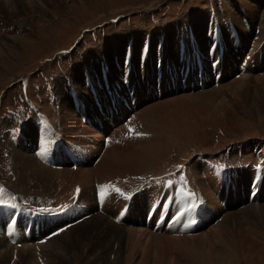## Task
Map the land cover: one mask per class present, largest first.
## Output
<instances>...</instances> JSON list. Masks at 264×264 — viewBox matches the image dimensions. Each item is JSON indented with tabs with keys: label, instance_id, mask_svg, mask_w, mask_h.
I'll return each mask as SVG.
<instances>
[{
	"label": "rangeland",
	"instance_id": "1",
	"mask_svg": "<svg viewBox=\"0 0 264 264\" xmlns=\"http://www.w3.org/2000/svg\"><path fill=\"white\" fill-rule=\"evenodd\" d=\"M60 1L59 3L64 7L62 11H58L57 6L54 7L51 1L47 0L45 1L44 16L40 14L32 16L34 25L40 24L39 30L32 29V27L27 25L26 20H23L22 23L17 22V20L29 17L26 15L27 13L24 15V11H21L20 16H14L13 14L14 17L7 14L1 15L4 18L0 17V38L4 39L6 37L4 41L10 43L12 47L5 53L6 57L3 54L0 58V99L5 106L15 102L21 103L17 97L21 86L19 78L27 76L31 84L30 93L32 96L38 97V93L40 94L43 90L42 98H38L39 102L36 98L31 100L42 108L44 95H46L44 84L49 77L51 82L55 80V86H52V89H48L49 93L46 98L55 94L57 97L55 106H59L60 99L54 89H56V86L61 85L60 79L64 78L66 80L70 77L71 81L68 82L69 86L67 88L72 87L77 96L84 101H81V103L84 104L85 109L82 107V109L77 111L79 112L77 121L81 124V128L78 129L76 126L77 130L75 129L74 131V128H72L70 133L66 129L69 127L68 125L72 126L74 122L72 124L71 122H64L60 117L62 112L57 114V112L45 110V113L52 120H55L54 122L57 123L55 126H58L64 137L67 140H71L76 146L82 145V148H87L94 154L97 152L96 150H100L101 153L103 146L99 142H102V140L104 142L105 137L115 134L119 130L117 128L114 132H110L106 129L105 132L107 133L105 136L100 133L101 131L95 130L94 127L98 129L97 127L100 126L99 122L102 123L103 121L98 118L99 116L104 118L108 116L107 118L113 119L115 110H118L121 115L126 114L127 109L126 107L122 108L124 104L118 97L115 98V109L113 106L111 107L112 109L110 108L106 98L107 91L104 86L107 83L110 84L109 89L116 96L121 94L125 99H128L129 91L125 84L127 81H124L127 75L126 67H124L123 71L126 74H121L119 68L127 60L128 50L132 52L135 49L134 44L135 42L139 43L142 35H145L143 39L148 41V37L150 38L149 32L159 33V36L156 35L157 42L155 37H152L151 45L153 46L149 49V53L155 55L156 47L159 44L162 47L164 43V39L161 37V34H165L161 29L162 24L167 23L171 28L173 24L180 22V38H177L175 33L173 35L174 38L171 37L173 39L170 42V48L172 46L173 50L177 51V60L179 59L182 62L181 64L179 61L168 64L163 62L159 56L155 65L150 62L151 66H149L147 75L150 76L151 82L144 84L140 80L139 82L130 83L129 87V89H135L138 100L142 95L145 96L142 103H136L137 109L136 113H134L136 117L134 121H138L136 128L141 133L140 136L134 132L133 141L129 140L130 143L124 146H110L105 152L101 153V159L98 163L93 165L94 159L91 158L87 164L79 167L76 171L71 170L70 167L64 168V171L46 167L40 164L33 153H31V147L29 145L25 146L24 141L31 142L32 145L37 143V138L33 142L28 138L27 128L32 123L39 124L38 120H30L22 127L18 136L20 143L18 146L11 143V152L7 138L9 137L8 132L3 130L12 125L13 116L15 115L11 116L9 120L8 117L2 118L3 115L0 113V160L5 161L2 149L5 153L9 152L13 172L9 180L6 179V181L9 182L10 188H13L14 191L19 189L18 192L22 194L26 192V195H31V193H28V189L31 188L30 192H40L38 196L58 199L57 196L59 198H67L69 196L64 195L66 194V184V186H71L68 188L69 193L77 184H80L83 188L80 199L84 201L83 203L90 209L89 213H91L95 208V194L93 193L95 191V181L104 182L118 177L139 175L151 177L159 175L163 177L167 172L171 171V169L166 168L170 167L171 164L178 162L181 164L187 163L189 166V178L194 181L196 188L198 187L200 190L203 188L202 190L204 191L199 190L204 195L200 199L206 204L205 211H193V219L196 216L197 218L199 217L196 224L205 219L208 222L212 221L208 224H206L207 222L203 223L201 227H194L196 225L195 221L190 225L185 224L184 228L189 230V233L185 235H173L181 231L184 226V224L181 225L178 222H171L168 226L161 227V232H157L156 228L151 225H145L149 203L147 202L148 192L144 191L135 200L134 207H132L133 210L126 218L129 220L125 221V223L116 224L113 217H115L117 209L107 207V213L104 215H95L93 213L90 219L71 227L66 232L61 233V235L53 237V240H49L54 242L56 238H59L62 239L61 243L64 242L62 245L66 250H62L61 257H58V260L55 259V261L53 259V261L47 262L39 258L40 256L37 253L40 252L39 250H41V253H46L43 247L50 243L48 241L44 245L38 246L37 251L33 246L32 249L29 248L30 253L27 252L26 258L19 261L18 264H24V260L27 261L32 254H35L36 257L38 256L36 258L38 264H83L85 259L89 261L87 264H264V180L262 189L257 194L256 201L253 203L248 202L249 187L252 179L256 176L252 167L256 165V160L263 161L257 156L259 148L255 147L256 145L262 146L264 144V27L260 28L259 26L263 24L260 22L264 18V0ZM28 21L31 22L32 20L28 19ZM247 23L250 24L247 25ZM10 34H12V37ZM220 34L222 39H220ZM138 35H141V38L137 40ZM216 36L218 37L216 38ZM181 38L183 40L180 41V47L183 50L185 45L184 53H180L177 50L179 43H176V40ZM243 44L245 45L244 48ZM119 45L121 47H117ZM145 48L147 47L145 46ZM133 52L132 58L129 55V61L133 59V54L140 57V54H138L139 50ZM228 56L235 58L237 62L235 63L234 61L233 67H230L227 71L221 65V58H228ZM195 59H197L196 62ZM158 61H161L160 66L164 69L162 70L164 72L163 81L158 87L162 88L161 95L155 89L158 86L157 75L160 72L158 70V67H160L158 66ZM189 62H191V66ZM199 62L202 69L199 68ZM103 63H105V67L110 73L105 81L102 78L106 72L102 69L104 67L101 68ZM142 66L144 65L139 67L140 71L143 70ZM87 70L96 73L99 78L98 81L101 82L102 87L105 89L104 97L107 108H105L104 112L100 111L101 113L98 114L94 112L91 115H89V112L85 113L90 117V120L93 118L91 122L94 126L83 123L80 115L81 110H90V108H87L89 105L85 104V100L89 102L94 97L93 92L89 89H87V92L89 91L91 98L80 93L85 88L83 76ZM111 72L115 79L111 78ZM108 78L115 82L109 83ZM117 81H121L124 84V87L120 90L116 89ZM199 82L204 87L198 88ZM35 84L41 86V91H38ZM152 85H154L155 91L152 89ZM56 90L57 92H64L60 86ZM130 92L134 94L133 90ZM98 93L99 91L97 90ZM91 103H94V107L96 106L95 100L91 101ZM130 105L133 107L132 104ZM49 106L52 109V106ZM93 106H91L92 109ZM147 109L149 114L147 113L145 116H150L148 117L150 122L152 118V120L158 119V128L165 129L166 136H159L160 133L155 134L150 132V129H147L148 121L143 118ZM53 114H55V117ZM114 119H117V117ZM151 125H154V123H151ZM23 130L26 132L25 136L22 133ZM85 131L90 136L88 137L90 140L87 138L89 141L86 139L87 142L84 140ZM245 132L256 135L251 144H249V146L254 147L256 162H247L243 155L244 146L246 145L240 140H235L245 135ZM76 138L79 141H76ZM82 138L83 141L81 142ZM157 139L166 142L164 153L158 157V162H156L158 165L155 168L147 169L145 172L137 170L132 162L133 153L143 146V141ZM225 140L229 143L224 144L225 147L222 149L220 148L222 145L221 141ZM14 150L23 152L22 154L25 157L35 159L46 170H51L50 178L53 179L52 184L48 185L54 191L56 188L58 190L53 193L45 190L46 193L44 188L34 186L33 183L37 182L38 177L33 180L32 176L28 178L27 174H23L27 168H25L24 162L19 159L15 160ZM201 154H203L204 158L199 159L198 156ZM232 154L235 156L233 157ZM206 158L217 160L220 163L228 162V164L237 169V174L232 177V183L229 186L225 182L223 183L222 178L215 172L214 168L216 165L207 161ZM106 159L108 163H111V161L114 163L113 169L109 172H102L100 169L102 167L101 164L103 165ZM25 161L27 162V159ZM195 164L207 165L209 171L204 172L205 174L202 171H198V169L194 171ZM81 170H83V174L86 173V170L88 171L87 173L93 174L91 186L89 184L85 185L83 178L80 176ZM17 171L18 173H16ZM215 175H217V179L219 178L218 180L216 179V182L223 184L224 187L222 186L219 191L215 190V198L211 194L212 197L208 199V195L206 196L208 194V181L213 179ZM200 178L201 181L202 179L204 180L202 181L204 183L201 182L200 184ZM21 181H23L24 184H22L24 186L19 184ZM32 181L35 182L32 183ZM55 181H59V183ZM55 183L56 186L57 184H63L64 187L62 185L56 187ZM22 187L28 189L25 191ZM13 189H10V191L12 192ZM87 192L91 193L90 198L87 197ZM14 193L17 194L16 192ZM184 196V194L180 195L181 198ZM225 206L227 209H225ZM190 207L192 209L195 208L193 205ZM95 220L96 222L98 221L97 223H101L100 226L94 225L96 223ZM212 228H221V243L212 242L214 241V238L211 237L212 235H209L211 237L209 240L211 241L204 238L201 239L202 235L210 232ZM95 229L98 230V233ZM134 229H137V232L142 229L145 233L139 234V231V236H137ZM198 229L200 230L198 231ZM94 231H96V234ZM150 233L151 236H148ZM89 234H93L92 238ZM130 234L136 236L135 238L133 236L135 241ZM85 248H88L89 252L87 255L85 254L86 258L82 257L81 259L79 253L82 254ZM17 250L22 253V249Z\"/></svg>",
	"mask_w": 264,
	"mask_h": 264
},
{
	"label": "bare ground",
	"instance_id": "2",
	"mask_svg": "<svg viewBox=\"0 0 264 264\" xmlns=\"http://www.w3.org/2000/svg\"><path fill=\"white\" fill-rule=\"evenodd\" d=\"M45 1H47V0H1L0 1V17L1 18H4V17H2L3 16V14H7V15H11V16H18L20 13H21V11H24V15H25V13H27L26 15L27 16H29L28 18H22L21 20H17V22L18 23H22L23 22V20H26V23H27V25H29L30 27H32V29H38L39 28V23H37V25H34V20H33V18H32V16L33 15H38V14H40V15H43L44 16V14H45ZM51 1V3H52V5L54 6V7H56L57 6V9H58V11H62L63 10V5H61L60 3H59V1L60 0H50ZM61 2V1H60ZM61 7V8H60ZM13 14V15H12ZM2 15V16H1ZM13 16V17H14ZM20 16V15H19ZM28 19H31L32 21L30 22V21H28ZM16 21V20H15ZM16 23V22H15ZM17 23V24H18ZM180 23V22H179ZM173 24V26L170 28L169 26V24H167V23H163L162 24V32L164 31V33L165 34H161V37H163V39H164V43H163V45H162V47H161V45L159 44L157 47H156V49H155V55H153V54H151V53H149V49L153 46V45H151V43H152V37H155V41L157 42V38H156V35L157 36H159V33L158 34H155V33H151V32H149L150 33V38L148 37V41H146L145 39H143L144 37H145V35H142V38H141V35H138V37H137V40L138 39H140L141 38V40L139 41V43H137V42H135V44H134V46H135V49H133L132 50V52L134 51V52H137V50H139V52H138V54H140V57L138 56V55H135V54H133V59L131 60V61H129V59H127V60H125L126 61V63L127 64H129L128 66H126V67H129L130 69H131V71L129 70V69H125L124 68V66H123V64L121 65V68H119V71H120V73L121 74H123V73H125V72H123L124 71V69H125V71L127 72V75H126V79L124 80V81H127V82H129V83H132V82H139L140 80H141V83H144V84H146V82H151V78H150V76L149 75H147V72L149 71V66H151V63L150 62H153V64L155 65L156 64V61H157V57L159 56V57H161L162 58V60H163V62H165V63H168V64H173V63H175V62H178L179 61V63L181 64V60H177V58H178V55H177V51L176 50H173V47L171 46V48H170V42H171V40L174 38L173 37V35L176 33V37L177 38H180V36H179V33L181 32V25L180 24ZM246 23V22H245ZM260 23H263V24H260L259 26H260V28H263L264 27V18H262V20H261V22ZM250 23H247V25H249ZM172 25V24H171ZM170 28V30H168L169 28ZM7 30H9V29H7ZM39 30V29H38ZM168 30V31H167ZM5 31V30H4ZM9 31H11V30H9ZM7 32V31H6ZM234 33V32H233ZM261 33H262V31H261ZM8 34V33H7ZM222 34V33H221ZM221 34H220V39H222V37H221ZM6 35V34H5ZM261 35V34H260ZM259 35V36H260ZM4 36V35H3ZM10 36L12 37V34H10ZM148 36V35H147ZM171 37H173L172 39H171ZM181 37H183V36H181ZM218 36H216V38H217ZM4 38V37H3ZM6 38V37H5ZM4 38V39H5ZM4 39H2V38H0V58L2 57L1 55H3L4 54V56H5V53L12 47L11 46V44L10 43H8V42H5L4 41ZM13 39H14V36H13ZM13 39H11V40H13ZM17 39V38H16ZM186 39V38H185ZM10 40V39H9ZM8 40V41H9ZM15 40V39H14ZM181 40H183L182 38L180 39V40H176V43H179V47L177 48V50H181V44H180V41ZM187 40V39H186ZM142 41V42H141ZM161 41V40H160ZM10 42H12V41H10ZM184 44V43H183ZM202 44V43H201ZM244 44H245V42H244ZM243 44V48L245 47V45ZM130 45V44H129ZM155 45V44H154ZM203 45V44H202ZM122 46H123V43H122ZM145 46L147 47V48H145ZM183 46V45H182ZM117 47H121L120 45L119 46H117ZM194 47V46H193ZM115 48V47H114ZM183 48V47H182ZM129 49H131L130 47H129ZM185 49V45H184V48H183V50ZM187 49V48H186ZM111 50V49H110ZM191 50V49H190ZM194 50V49H193ZM195 51V50H194ZM132 52L131 51H129L128 50V53H127V55H130L131 56V58H132ZM133 52V53H134ZM197 52H199V51H197ZM190 53V52H189ZM9 55V54H8ZM198 55V54H197ZM192 56V55H191ZM199 56V55H198ZM6 57V56H5ZM199 58V57H198ZM150 59H152V60H150ZM234 59V60H233ZM150 60V61H149ZM160 60V59H159ZM194 61V60H193ZM197 61V59H195V62ZM234 61H235V63L237 62V60L235 59V58H231V57H229L228 56V58L226 57V58H224V57H222L221 58V65L222 66H224L226 69H227V71L229 70V68L230 67H233V65H234ZM159 62V61H158ZM133 63V64H132ZM140 65H144V66H142L143 68V70L142 71H140ZM189 65L191 66V62H189ZM189 66V67H190ZM102 67H104V68H102ZM101 68L102 69H106V67H105V63H103V65L101 66ZM164 68V67H163ZM168 68V67H167ZM91 69H93V67H91ZM138 72V73H136V72ZM158 71V70H157ZM173 71V70H172ZM136 73V75H135V73ZM87 73H88V75L91 77V78H94L95 80H93V83H94V85H95V83L97 82H99L98 81V76L96 75V73H94L93 71H91V70H87ZM110 74V73H109ZM108 74V75H109ZM126 74V73H125ZM143 74V75H142ZM249 74V73H248ZM111 78L112 79H115V77L113 76V74H112V72H111ZM248 77V76H247ZM65 78H67V77H65ZM128 78H130V79H128ZM246 78V77H245ZM260 79V78H259ZM67 80H69V81H67ZM83 80H84V86H85V88L83 89V90H81L80 91V93L83 95L84 94V96H86V97H88V98H91V95H90V93H89V91L87 92V88H86V84H85V74H84V76H83ZM108 80H109V83H113V82H115V81H113V80H110L109 78H108ZM71 81V78L69 77V78H67L66 80L64 79V78H62V79H60L59 80V82L61 83V85H59L60 87H61V90H63L64 92H57V90L56 89H58L59 88V86L57 87L56 86V89H54L55 91H56V94H57V96L59 97V99H60V104H59V106L57 105L56 106V108L58 107V109H56V111L55 112H57V114L59 113V112H62V114H60V117H61V119L64 121V122H71V124L73 123V125L71 126V125H68L69 127L66 129V131H70V133H71V130H72V128H74V131H75V129L77 130V128L79 129V128H81V124H79L78 123V121H77V116L79 115L78 113L79 112H77V109L75 110V106H74V104H73V101H72V98H71V96L69 95V93H67V87L69 86V83L68 82H70ZM100 83V84H99ZM98 84L101 86V88L102 89H100L99 87H96V90H98L99 91V93H98V97H100V98H98V100H100V102H101V100H102V104H104L105 103V97H104V95H105V89L102 87V84H101V82H99ZM152 83H153V81H152ZM121 85V87H119ZM117 88L116 89H118V90H120L122 87H124V84H123V82H121V81H117V86H116ZM104 89V90H103ZM60 90V91H61ZM81 97V96H80ZM144 98H145V96L144 95H142V97L136 102L137 104H139V103H142L143 102V100H144ZM91 101L92 100H89V102L88 101H86L85 100V104H88L89 106H87V108H90V110L89 111H85L86 113L87 112H89V115H91V114H94V112H96V114H98V113H101L100 112V110H99V105L97 104L95 107L93 106L94 105V103H91ZM258 101V100H257ZM108 103V102H107ZM91 106H93V109L91 108ZM40 108V107H39ZM86 108V109H87ZM106 108H107V106H106ZM123 109L125 108V106L123 105V107H122ZM44 112H45V110H47V111H49V112H54L51 108H50V106H49V103H48V97L47 98H44V100H43V106H42V108H41ZM148 109H151V108H148ZM146 110L145 111V113H144V115H143V118L145 119V120H147L148 121V124L146 125V127H147V129H150V132H153V133H160V135L159 136H161V135H164V136H166V131H165V129H161V127L160 128H158V125H157V120L158 119H154V120H152L151 118V122H150V120H148V117H150V116H145L147 113L149 114V110ZM103 110V112H104V110H105V107L102 109ZM120 113V112H119ZM87 115V114H86ZM100 115V114H99ZM102 115V114H101ZM53 116V115H52ZM103 116V115H102ZM106 116V115H105ZM91 117H93V116H91ZM100 117V116H99ZM98 117V118H99ZM116 116L114 115V118H115ZM90 118V117H89ZM102 118H104V117H102ZM93 119V118H92ZM91 119V120H92ZM100 119V118H99ZM143 119V120H144ZM95 120V119H94ZM93 120V121H94ZM101 120V119H100ZM144 120V121H145ZM99 121V120H98ZM140 121V120H139ZM76 123V124H75ZM102 123H103V121H102ZM151 123H154V125H151ZM161 123V122H160ZM138 124V121L137 122H135V126ZM140 124H141V121H140ZM74 126V127H73ZM76 126H77V128H76ZM143 126H144V124H143ZM152 126V127H151ZM36 127H37V125H36V123H32L28 128H27V131H28V138L33 142L35 139H36V133H37V130H36ZM145 127V126H144ZM85 128H86V126H85ZM139 128H140V126L138 127V130H139ZM164 128V127H163ZM174 129V128H173ZM26 130V129H25ZM25 130H23L22 131V133H23V135L25 136V133L26 132H24ZM164 130V131H163ZM191 131V130H190ZM117 132V131H116ZM68 133V132H67ZM168 133V132H167ZM246 133V132H245ZM66 134V133H65ZM69 136V135H68ZM256 135H254V134H251L250 132L247 134H245V135H243L242 137H240V138H236L235 140L237 141V140H240V142H243V144H245L246 146H244V153H243V155L245 156V159L247 160V162H249V161H255V159H256V157H255V154H254V150H253V146H249V144H251V142L253 141V138L255 137ZM82 137V136H81ZM88 137H90V136H88V134H87V132L85 131V136H84V140H85V142H87V138ZM97 138H99V137H97ZM96 138V139H97ZM102 138V137H101ZM87 139V140H86ZM139 139V138H138ZM137 139V140H138ZM233 139V138H232ZM251 139V140H250ZM90 140V139H89ZM88 140V141H89ZM98 140V139H97ZM255 140H257V139H255ZM76 141H79V139L78 138H76ZM83 141V138H82V140H81V142ZM165 141V140H164ZM91 142V141H90ZM102 142H103V140H102ZM137 142V141H136ZM232 142V141H231ZM231 142H230V144H231ZM164 143V144H163ZM165 143L166 142H163L162 140H145V141H143V146H141V147H139V149L138 150H136V152H132L133 153V155H132V158H133V163L135 164L134 166H135V168L137 169V170H140V171H147V169H149V168H155L158 164L156 163V162H158V157L159 156H161V155H163V153H164V150H165V148H164V145H165ZM226 143H229L227 140H225V141H221V144L222 145H224V144H226ZM259 144V143H258ZM19 145V144H18ZM17 145V146H18ZM201 145V144H200ZM220 146V148H222L223 149V147H225V145L224 146ZM24 146V145H23ZM23 146H22V148H23ZM163 147V148H162ZM228 148V147H227ZM229 148H230V146H229ZM255 148H259L258 150H259V152H257V150H256V152H257V156H258V158H261V159H264V144L262 145V146H257L256 145V147ZM226 149V148H225ZM243 150V149H242ZM212 151H214V150H212ZM220 151V150H219ZM224 151V150H223ZM23 153V152H22ZM21 153V151H18V150H14V156H15V160L16 159H19L20 161H22V162H24V166H25V168H27V169H25L26 171L23 173V174H27L28 175V178L29 177H31L32 176V179L33 180H36V177H38L37 178V182H35V181H32V183L33 182H35V183H33L34 184V186H38V187H41V188H44V191L46 190H49V191H47V192H55L56 190H58V188H56V190L54 191L48 184H52V179L50 178V173H52V171L50 170H46V168L44 167V166H42V165H40L35 159H30L29 157H25L24 156V154H22ZM227 153V152H226ZM27 154V153H26ZM233 155V154H232ZM235 155H233V157H234ZM93 158V157H92ZM257 158V159H258ZM25 159H27V162L25 161ZM88 160H91V159H88ZM105 161V160H104ZM108 160L106 159V161L103 163V165L101 164V170H102V172H105V171H107V172H109L111 169H113L112 167H113V164L114 163H112V161H111V163L109 162H107ZM154 161V162H153ZM257 161V160H256ZM255 161V162H256ZM19 162V161H18ZM103 162V161H102ZM101 162V163H102ZM151 162H153V163H151ZM21 163V162H20ZM251 163V162H250ZM17 164V163H16ZM22 164V163H21ZM247 164H249V163H247ZM254 164V163H253ZM19 165V164H18ZM17 165V166H18ZM160 165V164H159ZM84 168V167H83ZM197 169H198V171H202V173H206V172H208L209 170V167L207 166V165H199V164H195V169H194V171H197ZM21 170H24V169H21ZM89 170V169H88ZM133 170V169H132ZM64 171V170H63ZM83 170H81V172H82ZM85 171V170H84ZM139 171V172H140ZM80 172V171H79ZM88 171L86 170V173H84L83 174V172L81 173V177L83 178V180H84V182H85V185L87 186L88 184L91 186V180H92V175L90 174V173H87ZM90 172V171H89ZM139 172H137V173H139ZM16 173H18V171L16 172ZM204 173V174H205ZM27 175H26V177H27ZM25 177V178H26ZM58 177V176H57ZM197 178V177H196ZM80 179V178H79ZM208 179V178H207ZM217 175H215L214 176V178L213 179H210L209 181H208V190H207V192H208V194H206L205 192V194H206V196L208 195V199H210V197H214L215 198V194H214V192H215V190H218L219 191V189L223 186L224 187V185L223 184H220V183H217L216 181L219 179H217ZM250 179V178H249ZM19 180V179H18ZM66 180V179H65ZM82 180V181H83ZM31 181V180H30ZM202 181H204L203 179H202ZM201 178H200V184H201ZM213 181V182H212ZM215 181V182H214ZM26 182V181H25ZM56 182V181H55ZM62 182V181H61ZM67 182V181H66ZM19 183V182H18ZM17 183V184H18ZM23 183V181H21V183H19L21 186L24 184H22ZM27 183H28V181H27ZM56 183H59V181H57ZM56 183H55V186H56ZM63 183V182H62ZM68 183V182H67ZM202 183H204V182H202ZM16 184V185H17ZM61 184V183H60ZM71 184V183H70ZM69 184V185H70ZM59 184H57V186H58ZM63 187H64V185L63 184H61ZM61 185H59V186H61ZM67 185V184H66ZM65 185V193L66 194H64V195H68V193H69V189L68 188H70L69 186H66ZM205 185V184H204ZM24 186V185H23ZM56 186V187H57ZM58 186V187H59ZM202 186H203V184H202ZM19 187V186H18ZM26 187V186H25ZM54 187V186H53ZM67 187V188H66ZM201 187V186H200ZM207 187V186H206ZM23 188V187H22ZM61 188V187H60ZM11 189H13V188H11ZM25 191L28 189H26V188H23ZM31 188H29L28 189V193H31V195L33 194H35V195H39L38 193H40L39 191H38V193H36V192H34V191H32V192H30L31 190H30ZM197 189L198 190H200L198 187H197ZM203 189V188H202ZM201 189V190H202ZM19 190V189H18ZM18 190H16V191H14V189H13V191L14 192H16L19 196H20V192H18ZM22 190V189H21ZM35 190V189H34ZM37 190V189H36ZM39 190H40V188H39ZM63 190V189H62ZM200 190V191H201ZM12 191V193H14ZM25 191H23V192H25ZM45 191V192H46ZM202 191H204V190H202ZM42 192V191H41ZM46 192V193H47ZM61 192H63V191H61ZM71 192V191H70ZM197 192V191H196ZM223 193H224V191H222ZM64 193V192H63ZM62 193V194H63ZM22 194V193H21ZM24 194H26V192L24 193ZM43 194V193H42ZM49 194V193H48ZM58 194V193H57ZM61 194V193H60ZM211 194H212V196H211ZM29 195V194H28ZM28 195H24V196H28ZM46 195V194H45ZM61 196V195H60ZM58 197V199H61V198H59V196H57ZM63 197V196H62ZM87 197L88 198H90L91 197V193L89 194V192H87ZM211 200H212V198H211ZM213 200H215V199H213ZM216 201V200H215ZM214 203H216V202H214ZM218 203V202H217ZM212 204H213V202H212ZM208 207V206H207ZM211 207H212V205H211ZM256 207V206H255ZM213 208V207H212ZM194 209H196V208H194ZM138 217V216H137ZM199 220V217L197 218V216L195 217V219H194V223L196 224V222ZM95 222H96V220H95ZM94 222V223H95ZM98 222V221H97ZM96 222V223H97ZM140 222V221H139ZM94 224V225H99L100 226V224L99 223H97V224ZM98 226V227H99ZM90 227H91V225H90ZM93 227V226H92ZM185 224H184V226H183V228H182V230H184L185 228ZM104 228V227H103ZM100 229H101V227H100ZM133 229V228H132ZM213 229V228H212ZM212 229H210L211 231L210 232H206V234L204 235H202V238L201 239H208V241H211V240H209V238H214L213 240L214 241H212V242H218V243H221L222 242V238L220 237V233L222 232L221 231V228L220 229H218V228H214L213 230ZM94 230V229H93ZM96 230V229H95ZM131 230V229H130ZM135 231V235H137V236H139L138 235V232H139V234H141V233H145L144 232V230H138V232L136 231L137 229H134ZM97 231V233H98V230H96ZM96 231H94V233L96 232ZM146 231V230H145ZM104 232V231H103ZM129 232H131V231H129ZM147 232H148V230H147ZM100 233V232H99ZM96 234V233H95ZM133 234V233H132ZM153 234V233H152ZM90 235V234H89ZM209 235H212L211 237H209ZM69 236V235H68ZM92 236H93V234L92 235H90V237L92 238ZM130 236L133 238V236L134 235H131L130 234ZM143 236H144V234H143ZM148 236H151V233H150V235H148ZM153 236H154V234H153ZM152 236V237H153ZM193 236H195V235H193ZM136 236H134V238H135ZM201 237V236H200ZM133 238V239H134ZM141 239V238H140ZM164 239V238H163ZM189 239V238H188ZM53 240V239H52ZM62 239H59V238H56L55 240H54V242L53 241H49L50 243H48V245L47 246H44L42 249L43 250H45L46 251V253H41V250H39L40 252H38L37 254L40 256L39 258H41V259H44V260H46L47 262H49V261H53V259L55 260V259H57L58 257H61L60 255H61V253H62V250H64L65 248H63V245H62V243H64V242H60ZM134 241H135V239H134ZM207 241V242H208ZM21 242L23 243V246H22V253H21V251H19V250H17L16 249V251L14 252V246H12V245H10L9 243H8V241H7V239L6 238H4V237H0V264H12V263H14V264H18L19 263V261H21V260H23V259H25L26 258V254H27V252H29L30 253V249H32V246L33 245H31L30 243H31V241H29V240H26V239H22L21 240ZM204 242H206V241H204ZM224 242V241H223ZM80 243V242H79ZM106 243V242H105ZM128 243V242H127ZM135 243V242H134ZM210 244V243H209ZM224 244H225V242H224ZM228 244V243H227ZM78 245V244H77ZM86 245V244H85ZM230 245V244H229ZM72 246V245H71ZM222 246V245H221ZM75 247H77V246H75ZM80 247V246H79ZM225 247V246H224ZM230 247L232 248V246L230 245ZM26 248H28V249H26ZM30 248V249H29ZM227 248V247H226ZM225 248V249H226ZM86 249V250H85ZM85 249H83L84 251L82 252V254L81 253H79L80 254V257H81V259H82V257H84V258H86V255L88 254V248H85ZM134 249H135V247H134ZM36 251H37V249H35ZM66 250V249H65ZM78 250H79V248H78ZM132 250H133V248H132ZM131 250V251H132ZM212 250V249H211ZM222 250L224 251V249L222 248ZM226 250H229V249H226ZM233 250H234V248H233ZM77 251V250H76ZM81 251V250H80ZM78 253V252H77ZM86 254V255H85ZM28 255V254H27ZM75 255V254H74ZM38 257V256H37ZM36 255L35 254H32V255H30L29 256V258H28V260L26 261V260H24V264H38V262L36 261ZM64 257V256H63ZM91 257V256H90ZM78 258V257H77ZM88 258V257H87ZM129 258V257H128ZM59 259V258H58ZM57 259V260H58ZM80 259V260H81ZM92 260V259H91ZM130 260H131V258H130ZM12 261H14V262H12ZM39 261V260H38ZM56 261V260H55ZM84 261V260H83ZM209 261V260H208ZM81 262H82V260H81ZM85 263H83V264H87V262H89V261H87L86 259H85V261H84ZM91 263V262H90ZM47 264V263H46ZM53 264V263H52Z\"/></svg>",
	"mask_w": 264,
	"mask_h": 264
},
{
	"label": "snow or ice",
	"instance_id": "3",
	"mask_svg": "<svg viewBox=\"0 0 264 264\" xmlns=\"http://www.w3.org/2000/svg\"><path fill=\"white\" fill-rule=\"evenodd\" d=\"M130 131H132L131 129H130ZM105 187H110V186H105ZM77 191H79V190H77ZM116 191H120L119 189H116ZM103 194V193H102Z\"/></svg>",
	"mask_w": 264,
	"mask_h": 264
}]
</instances>
